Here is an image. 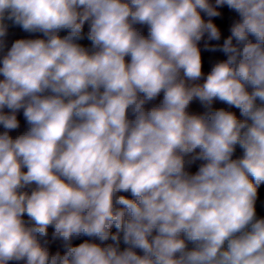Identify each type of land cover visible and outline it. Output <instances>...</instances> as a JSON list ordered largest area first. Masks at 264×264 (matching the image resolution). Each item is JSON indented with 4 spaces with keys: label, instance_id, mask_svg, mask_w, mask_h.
Returning a JSON list of instances; mask_svg holds the SVG:
<instances>
[{
    "label": "clouds",
    "instance_id": "1",
    "mask_svg": "<svg viewBox=\"0 0 264 264\" xmlns=\"http://www.w3.org/2000/svg\"><path fill=\"white\" fill-rule=\"evenodd\" d=\"M0 264H264V0H0Z\"/></svg>",
    "mask_w": 264,
    "mask_h": 264
}]
</instances>
